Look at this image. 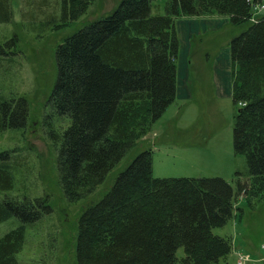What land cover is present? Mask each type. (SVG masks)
Listing matches in <instances>:
<instances>
[{"label":"trees","instance_id":"obj_1","mask_svg":"<svg viewBox=\"0 0 264 264\" xmlns=\"http://www.w3.org/2000/svg\"><path fill=\"white\" fill-rule=\"evenodd\" d=\"M92 1L61 0L62 23L77 20ZM259 1L167 0L166 13L153 14L152 0H120L110 13L65 37L56 49L50 103L70 123L49 134L59 146V178L69 200L101 183L176 98L175 17L180 15L218 14L242 27L231 41L234 147L245 154L255 188L264 187V14L256 10ZM12 17L13 0H0V22ZM4 45L0 57L10 53ZM28 109L22 96L1 97L0 132L23 126ZM11 152H0L4 190L15 181ZM243 184L235 190L223 177H155L152 150H143L81 213L76 264H219L234 245L231 236L213 228L234 216L235 200L247 192ZM48 211L41 197L0 201V222L18 221L0 237V264H21L17 254L27 225Z\"/></svg>","mask_w":264,"mask_h":264},{"label":"rangeland","instance_id":"obj_2","mask_svg":"<svg viewBox=\"0 0 264 264\" xmlns=\"http://www.w3.org/2000/svg\"><path fill=\"white\" fill-rule=\"evenodd\" d=\"M119 1L93 0L77 20L65 25L61 0H13L11 21L0 22V44L10 52L0 57V98L22 96L29 108L23 126L0 132V152L13 151L15 177L10 189H0V201L41 197L49 205L48 214L27 225L23 248L17 254L21 264H76L81 213L101 199L118 174L146 149L153 153L155 177H223L235 190L245 183L247 192L243 190L235 200L234 216L213 228L216 234L231 236L234 245L219 264L241 261L240 253L250 255L245 264H264V187L255 188L245 154L234 147L237 104L232 76L236 66L231 41L242 27L229 24L227 16L175 17L179 39L176 98L101 183L76 200L64 194L59 146L49 134L51 128L62 132L70 123L50 103L57 79L56 49L65 37L110 13ZM166 1L152 0V13L165 14ZM6 42H11L8 48ZM17 223L15 218L0 222V237ZM177 255H185L183 247Z\"/></svg>","mask_w":264,"mask_h":264},{"label":"built area","instance_id":"obj_3","mask_svg":"<svg viewBox=\"0 0 264 264\" xmlns=\"http://www.w3.org/2000/svg\"><path fill=\"white\" fill-rule=\"evenodd\" d=\"M240 264H241V262H240Z\"/></svg>","mask_w":264,"mask_h":264}]
</instances>
